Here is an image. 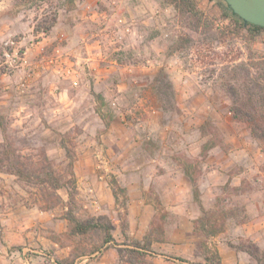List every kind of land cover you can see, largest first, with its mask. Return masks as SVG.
<instances>
[{"label":"rangeland","instance_id":"1","mask_svg":"<svg viewBox=\"0 0 264 264\" xmlns=\"http://www.w3.org/2000/svg\"><path fill=\"white\" fill-rule=\"evenodd\" d=\"M197 2L210 28L188 29L175 9L159 0H0V29L20 30L0 36V43L15 38L35 46L40 34L50 35L55 27L58 38L43 48L51 47L48 57L63 54L78 81L74 85L42 63L0 74V149L12 148L32 170L50 163L66 182L72 177L67 147L74 156L73 213L82 220L105 217L114 225L113 242L103 246L101 232H93L79 252L99 249L75 257L79 240L65 218L67 188L58 191L62 204L43 210L35 204L39 186L0 172V264H128L117 249L147 237L153 250L148 264H181L172 258L205 264L206 246L221 247L223 264H236L239 255L249 264H264V247L232 236L236 225L257 218L253 205L264 190V143L231 111L235 89L241 94L255 78L261 84L262 73L251 65L264 63V32L249 43L225 16L224 0ZM89 22L109 41L100 43L101 56L87 63L88 51H75L76 29L87 30ZM64 31L73 38L70 47ZM209 140L217 146L203 151ZM192 179L217 227L224 223L216 236L194 230L206 238L200 247L171 241L178 216L159 196L181 189L199 209ZM113 181L120 187L117 202ZM21 207L66 225H10L7 220Z\"/></svg>","mask_w":264,"mask_h":264},{"label":"trees","instance_id":"2","mask_svg":"<svg viewBox=\"0 0 264 264\" xmlns=\"http://www.w3.org/2000/svg\"><path fill=\"white\" fill-rule=\"evenodd\" d=\"M73 3L75 0H69ZM163 4L172 6L179 19L185 24V26L190 30H199L201 28H210L211 22L205 13L199 8L197 0H159ZM225 16L231 21V24L238 27L240 33L244 35L249 43L255 41L263 32L264 27L256 26L253 24L245 23L238 15H236L229 8H224ZM48 31L45 32L47 34ZM252 68L259 70L262 74L261 84L257 83L256 78L254 80L246 81L242 87V93L236 94V89L234 91L235 99L232 103L231 111L233 113V118L237 121L246 123L249 128L251 135L254 139L259 140L264 143V63H252ZM250 75H247L249 78ZM231 90H233L231 88ZM2 132L4 133V138L7 139L5 135V129L1 125ZM202 133L207 135L205 127H201ZM6 136V137H5ZM5 140V139H4ZM211 140V139H210ZM208 141L202 147L203 151H208L217 144L212 141ZM66 148V153L68 158H70V168L71 178L63 182L61 178L56 174L55 169L49 163L47 165L41 166L39 169L32 170L24 162L20 160V156L16 152L8 147L7 145H2L0 149V172L11 174L16 176L19 180L24 181L28 184L39 186L41 193L35 203L40 206L43 210L53 209L63 203L62 198L59 196L58 191L62 188H67L68 190V202L67 205L70 206L69 211L66 213L65 218L69 221L71 225V236L76 238L78 241V252H76L75 257H80L83 255H88L99 248H94L90 251H80L83 249L82 241L89 239L93 232H101L103 236L102 244L103 246L113 242V230L114 225L105 217H99L97 219L91 218L87 220H82L78 218L75 213H73V206L75 205L76 198V181L73 171L74 156L72 152ZM223 148V145H222ZM193 184V195L194 200L198 204L200 209V217L195 221L194 230L202 231L206 236H216L223 231L224 223H221V227H217L218 219H214V211L206 209L200 198L199 190L195 184V180L192 179ZM113 194L116 202L119 201L118 186L116 181L112 183ZM125 226V225H124ZM157 228V227H156ZM126 236V233L124 232ZM233 246V245H230ZM119 260L128 264H148L146 256L149 253H153L152 242L149 237L146 238L144 243L134 242L132 248L121 249L118 248ZM89 252V253H88ZM205 264H222L221 257L217 248L209 249L206 246ZM250 255L253 256V251H248ZM257 259V257H256ZM175 260L181 263L187 264H202V263H190L188 260L183 258H175ZM56 264H65L64 261H56ZM69 264H74L70 262Z\"/></svg>","mask_w":264,"mask_h":264},{"label":"crops","instance_id":"3","mask_svg":"<svg viewBox=\"0 0 264 264\" xmlns=\"http://www.w3.org/2000/svg\"><path fill=\"white\" fill-rule=\"evenodd\" d=\"M4 2H5V4H8V0H3V3ZM82 8H80L77 12L80 13ZM92 20H93V22H94V20L96 22V21H99L100 19L96 20V18L95 19L92 18ZM79 28L80 27H77V29H76L80 32L76 38V41L78 42L79 45L75 51L78 53L79 52L83 53L84 50L88 51V55L86 56V54H85V56H84L85 59H83V60L87 63L88 62H95V60L101 56V53L99 52V50L101 49L100 43L105 44L106 41H109V40H107L108 35H106L105 33L102 34V32H104L103 29L97 31L95 29L94 23L92 24L90 22H89L88 28H86L87 30L83 31L82 29H79ZM29 29L32 30L31 27H29ZM17 32H20L18 27L17 28H14V27L5 28V26H3L0 29V36H4L8 33L9 34H13V33L16 34ZM75 34H77V32ZM57 36H58V33L55 32V27H54L53 30L51 31L50 35L41 36L43 39L41 40V42H38L35 46L32 44V46L28 47L23 42V46H25V49L27 52V56H26L27 63H39V62L44 61L47 58L51 57V56L48 57V55H50V52H51V47L45 49V48H43V46L44 45L48 46L49 44H51L53 40H56V38H58ZM31 37H32V35L29 36V38H31ZM60 38L62 39L63 37H60ZM64 38L67 39L66 41L68 42L70 35L65 32ZM113 39L114 38L112 37L110 39V41H113ZM72 42H73V38L71 37L70 41L68 43L69 47H70V45H72ZM83 42H85V44H83ZM64 48H66V47H64ZM35 49H37V50H35ZM40 49L44 50V53H40ZM95 49H96V51H95ZM57 52L61 53V49L58 48ZM36 56H39V57L37 58ZM60 56L64 57L63 54ZM39 58H41V59L38 60ZM179 172H180L182 177H185L184 169L180 168ZM169 174H173V173L169 172ZM233 179H237V178H233ZM237 180H238V182H236L235 186H240L241 180H239V179H237ZM173 181H176V179H173ZM159 196H160V199L163 203L162 205L165 206L166 210L173 213V214H176L178 216L179 228H178V231L176 232V234H173L171 241L174 243L182 242V243L196 245V247H200L202 240L205 241L206 238L201 236V235L194 233V221L200 217V211H199L198 207L196 206V204L193 203L190 192L187 193V192H184V190L172 188L171 191H169V192H165V191L160 192ZM259 198H260V200L256 201L255 204L253 205L254 211L257 209V218H255L254 220H252L248 224H244L241 226L236 225V228H234L235 232L232 233V236H236L234 238L251 239L254 243L259 244L260 246L264 247V212L262 213V211H264V190L260 192ZM132 203H134V202L132 201ZM134 206H136V205L134 204ZM147 207H149V206H147ZM132 209H133V207L130 208V210H132ZM146 210H148V209H146ZM131 216L133 217L132 211H131ZM131 216H130V224L133 225V223L131 221ZM52 217H53V215H52ZM7 221L9 222L10 225H36L38 223H43V224L45 223L46 225H66L65 222L53 223L52 218L42 217L41 215H38V213L35 212L34 210H27L25 207H21L18 210H16V212H14V214H12L11 219L7 220ZM142 222H143V220H142ZM143 225H145V223ZM226 227L229 231L230 230L229 225H226ZM219 238H220V236H217L215 238V240H217V239L219 240ZM222 243H223V241H222ZM202 245H203V243H202ZM220 248H217V249H218L220 257H221L223 252H222V249H220ZM202 249H203V246H202ZM198 259H199V261H202V258H198ZM172 260L174 262L177 261V260H175V258H172ZM185 260H187V259H185ZM243 260H245L246 262H243ZM222 261L223 260L221 257V262ZM177 262H179V261H177ZM168 263L175 264L172 261H168ZM179 263H181V262H179ZM181 264H187V263H181ZM236 264H249V262L245 257L239 255V258L236 260Z\"/></svg>","mask_w":264,"mask_h":264},{"label":"built area","instance_id":"4","mask_svg":"<svg viewBox=\"0 0 264 264\" xmlns=\"http://www.w3.org/2000/svg\"><path fill=\"white\" fill-rule=\"evenodd\" d=\"M43 35V33L40 34V36ZM26 56V49L20 40L10 38L2 41L0 43V74L7 76L25 66L27 64ZM39 63L49 68L53 67L55 73L70 78L74 85L78 84L77 72L72 65L68 64V59L54 55ZM40 66L41 64L38 65V67Z\"/></svg>","mask_w":264,"mask_h":264},{"label":"water","instance_id":"5","mask_svg":"<svg viewBox=\"0 0 264 264\" xmlns=\"http://www.w3.org/2000/svg\"><path fill=\"white\" fill-rule=\"evenodd\" d=\"M245 23L264 27V0H224Z\"/></svg>","mask_w":264,"mask_h":264}]
</instances>
